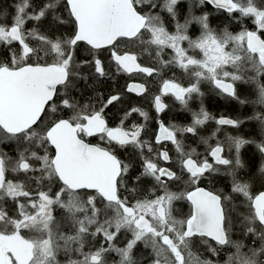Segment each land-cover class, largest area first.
Instances as JSON below:
<instances>
[{"label":"snow or ice","instance_id":"obj_1","mask_svg":"<svg viewBox=\"0 0 264 264\" xmlns=\"http://www.w3.org/2000/svg\"><path fill=\"white\" fill-rule=\"evenodd\" d=\"M0 264H264V0L0 5Z\"/></svg>","mask_w":264,"mask_h":264},{"label":"flooded vegetation","instance_id":"obj_2","mask_svg":"<svg viewBox=\"0 0 264 264\" xmlns=\"http://www.w3.org/2000/svg\"><path fill=\"white\" fill-rule=\"evenodd\" d=\"M4 0H0V5H2ZM10 0H7L5 4L9 3ZM152 89L154 90L156 88V85H151ZM135 95V94H133ZM165 101L169 104V108L171 110V115L175 117L176 119H182V117L186 116L187 113L183 112V110L180 109L178 102L174 100V98L171 97H165ZM203 102L205 104V107L213 112L214 114H229L232 111V107L230 102L222 99L221 97L213 94L211 91H206V95L203 97ZM193 106H197L198 102L192 101L191 102ZM234 104V102H231Z\"/></svg>","mask_w":264,"mask_h":264},{"label":"trees","instance_id":"obj_3","mask_svg":"<svg viewBox=\"0 0 264 264\" xmlns=\"http://www.w3.org/2000/svg\"><path fill=\"white\" fill-rule=\"evenodd\" d=\"M6 1H7V0H4L3 4H5V3H6Z\"/></svg>","mask_w":264,"mask_h":264}]
</instances>
